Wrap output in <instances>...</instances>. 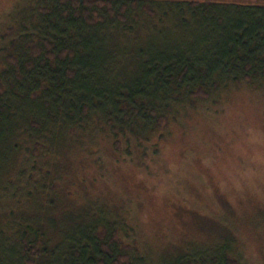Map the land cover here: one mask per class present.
Returning a JSON list of instances; mask_svg holds the SVG:
<instances>
[{
	"label": "rangeland",
	"instance_id": "obj_1",
	"mask_svg": "<svg viewBox=\"0 0 264 264\" xmlns=\"http://www.w3.org/2000/svg\"><path fill=\"white\" fill-rule=\"evenodd\" d=\"M31 5L32 0H0L3 78L10 75L5 72L10 69L12 56L8 55L23 58L21 43L16 42L15 50L11 43L22 29L19 22L33 20ZM141 11L130 10L126 21L107 29L115 38L125 36L121 45L138 35L137 28L130 26L134 13ZM109 31L100 29L101 33ZM141 31L145 38L124 45L122 53L112 44L117 61L107 58L103 70L96 68L97 83L90 84L97 93L109 92L102 108L111 107L116 91H145L143 61L133 55L141 50L153 58L162 41ZM148 34L154 44L148 43ZM78 42L82 65L98 59L96 52L87 50L91 39L79 37ZM184 43L185 47L191 45L185 39ZM102 76L105 79L100 83ZM77 85L81 88L85 83ZM177 114V121L170 118L163 139L155 136L146 142L122 134L114 138L102 120L92 135L96 120L87 121L77 114L69 127L73 130L68 134L69 143L47 144L38 156L27 151L32 147V130L20 120L10 141L17 146L15 165L0 183L2 209L16 211L13 221L23 217L25 223L57 224L45 229L54 238L59 223L69 231L83 225L78 220H94L101 213L108 224L117 222L119 240L130 245L133 254L145 256L144 264H178L181 258L199 252H208L203 257L211 263L209 251L220 254L223 247V253L239 264H264V82L232 84ZM115 141L120 142L119 149ZM36 180L46 182L41 201H28L26 194H37ZM4 256L0 254V264H12L10 256Z\"/></svg>",
	"mask_w": 264,
	"mask_h": 264
},
{
	"label": "trees",
	"instance_id": "obj_2",
	"mask_svg": "<svg viewBox=\"0 0 264 264\" xmlns=\"http://www.w3.org/2000/svg\"><path fill=\"white\" fill-rule=\"evenodd\" d=\"M130 3L32 0L33 20L19 22L22 29L11 43L14 50L16 42L21 43L23 58L9 54L10 69L5 72L10 75L0 76V183L10 176L9 167L15 165L17 146L13 147L14 142L10 141L18 132L20 120L32 130L29 135L32 147L27 151L36 156L47 144L69 143V131L73 132L69 127L77 114L87 121L96 120L92 122V135L94 126L102 120L114 138L122 134L144 142L155 136L161 140L170 118L177 121L179 110L195 108L212 93L227 90L232 84L264 82V0H130ZM139 9L141 14L134 13L130 26L139 31L132 41L138 43L141 37L145 38L141 31L145 29L162 41L164 49L157 46L159 51L153 58L141 50L135 53L137 57L133 55L143 61L145 91L141 88L116 91L112 93L111 107L102 108L109 92L94 91L90 83H97L96 70L103 68L107 58L117 61L112 56V44L121 53L125 51L124 45L133 44L127 40L121 45L125 36L115 38L107 29L126 21L130 10ZM101 28L109 32L101 33ZM79 37L91 39L87 50L94 55L96 52L98 57L95 61L94 56L85 66L78 60L82 50ZM184 39L191 42L189 47H185ZM147 40L154 44L150 34ZM81 81L85 86L80 88L77 83ZM115 145L119 149L120 142L115 141ZM35 182L37 194H26L28 201L33 198L41 201L40 192L46 182ZM14 215L16 211L4 210L0 205V254L9 255L12 264H40V260H44L41 264L146 263L145 256L133 254L131 246L119 240L117 222L108 224L101 213L94 220H78L83 225H75L69 231L59 223L55 238L45 229L57 224L50 222L45 227L25 223L23 217L13 221ZM59 250L62 253L54 257ZM209 252L211 263L203 257L208 252H199L181 258L178 264H197L198 260L202 264H239L223 253L224 247L218 251L220 254Z\"/></svg>",
	"mask_w": 264,
	"mask_h": 264
}]
</instances>
